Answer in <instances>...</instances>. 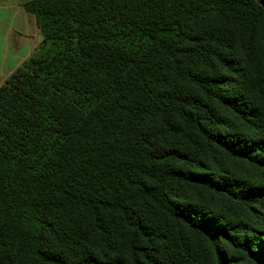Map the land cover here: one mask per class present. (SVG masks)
<instances>
[{
  "label": "trees",
  "instance_id": "trees-1",
  "mask_svg": "<svg viewBox=\"0 0 264 264\" xmlns=\"http://www.w3.org/2000/svg\"><path fill=\"white\" fill-rule=\"evenodd\" d=\"M23 7L43 41L0 86V264H264V0Z\"/></svg>",
  "mask_w": 264,
  "mask_h": 264
},
{
  "label": "crops",
  "instance_id": "crops-1",
  "mask_svg": "<svg viewBox=\"0 0 264 264\" xmlns=\"http://www.w3.org/2000/svg\"><path fill=\"white\" fill-rule=\"evenodd\" d=\"M25 1L0 2V86L23 59L34 53L39 31L35 16L23 7Z\"/></svg>",
  "mask_w": 264,
  "mask_h": 264
},
{
  "label": "rangeland",
  "instance_id": "rangeland-1",
  "mask_svg": "<svg viewBox=\"0 0 264 264\" xmlns=\"http://www.w3.org/2000/svg\"><path fill=\"white\" fill-rule=\"evenodd\" d=\"M4 1H8V0H0V2H4ZM39 31V30H38ZM42 41H43V37L42 35L40 34L39 32V35L38 37L36 38L35 40V49H34V53L29 56L28 58L26 59H23L18 65L20 66L24 61L30 59V57L32 56H35L36 54H39L42 52L41 50V45H42ZM17 67V66H16ZM17 68H15L13 70V72L16 70ZM12 72V73H13ZM3 84V83H2ZM254 213L255 214H258L257 216H250V218H247V222H248V225H249V229L250 230H253V231H257L259 234H257L256 237H258L259 241H264V209L263 208H260V207H255L254 208ZM249 217V216H248ZM247 236H251L250 234L247 233ZM260 244H262L260 242ZM218 247L219 249H222L221 248V244H218Z\"/></svg>",
  "mask_w": 264,
  "mask_h": 264
}]
</instances>
